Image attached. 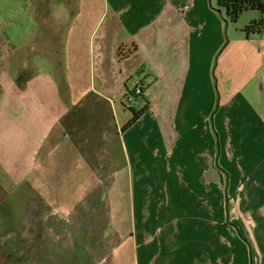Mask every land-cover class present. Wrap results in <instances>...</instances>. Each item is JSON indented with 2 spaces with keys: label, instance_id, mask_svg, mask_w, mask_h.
Returning a JSON list of instances; mask_svg holds the SVG:
<instances>
[{
  "label": "crops",
  "instance_id": "crops-1",
  "mask_svg": "<svg viewBox=\"0 0 264 264\" xmlns=\"http://www.w3.org/2000/svg\"><path fill=\"white\" fill-rule=\"evenodd\" d=\"M217 1L30 0L33 37L0 23V166L17 124L38 196L0 264H264V25L229 32Z\"/></svg>",
  "mask_w": 264,
  "mask_h": 264
},
{
  "label": "rangeland",
  "instance_id": "rangeland-1",
  "mask_svg": "<svg viewBox=\"0 0 264 264\" xmlns=\"http://www.w3.org/2000/svg\"><path fill=\"white\" fill-rule=\"evenodd\" d=\"M15 0H0V23L1 24H19L20 26H24L23 28V35L27 33V25H31L32 31L29 35L33 37L35 32L34 26H32V19L34 13V7L32 10L30 9L29 4L31 3L30 0H22V3L18 7L17 13H9V10L12 7V3ZM217 8V7H216ZM223 11V10H222ZM260 12L258 11H245L238 20L234 23L230 19H227L229 32L232 30H243L246 26L251 25L253 22L258 21ZM9 32V37L11 38V31ZM6 32V33H7ZM5 33V34H6ZM63 33L57 31L55 38L61 40V35ZM5 37V36H4ZM6 38V37H5ZM27 41V38H25ZM20 50L28 49L26 45H19ZM58 54L60 53L59 50L56 51ZM216 64V62H215ZM144 71H140L142 74ZM45 81L47 84H51V79L49 77H45ZM174 107H171L173 110ZM40 119V117H39ZM30 125L29 130H31V126H33V121L27 115L24 116V119L19 122L18 129L22 130L23 132H27L26 126L27 123ZM17 125V124H16ZM15 125L14 130L10 131L7 129L4 134V140L2 142V150L3 154L5 155V159L12 169H7L0 166V184L4 185L6 190H0V243L2 246H7L10 244L9 240L12 242H19L20 240H15L16 237L11 235L12 233H17L18 229H25V225L23 224L24 218L28 213V205L29 201H32L38 198L37 194L30 191V182L32 176L25 173V169L21 166L23 161L25 160V156L27 154L26 147H21L16 141V130L17 126ZM4 128L0 126V131ZM111 136L115 142V149L111 152H101L99 154V163L102 165V171L107 174H114L115 172H122L125 168V154L126 152L123 151L117 144L119 142V137L114 133L113 130H110ZM16 141V142H15ZM17 151L22 153L23 156H19L17 162H15V156H17ZM92 163L94 165L93 156L90 157ZM116 159V160H115ZM15 163V165H14ZM87 173L86 175H89ZM81 181H77V183ZM104 186H108L109 183L106 180L103 182ZM43 192V189H41ZM13 193V195H12ZM43 195L39 194V200H43ZM67 202V201H65ZM34 204V203H33ZM36 218H35V225L37 226L35 235H40L43 233V225L52 226L51 224H47L43 221V214L46 212V203L44 201L36 202ZM53 213H57V211H53ZM91 213H89L88 218H91ZM38 218V222L36 219ZM92 219V218H91ZM54 226V225H53ZM56 226V225H55ZM126 226H129L126 222ZM70 229V228H69ZM85 230V229H84ZM51 232V231H50ZM75 228H72V233H76ZM98 230H94L96 234ZM11 236L9 239L8 237ZM80 237V236H79ZM84 235H81L83 239ZM38 239V238H37ZM73 247V244H71ZM78 253V252H77ZM83 263H85L83 261Z\"/></svg>",
  "mask_w": 264,
  "mask_h": 264
},
{
  "label": "trees",
  "instance_id": "trees-1",
  "mask_svg": "<svg viewBox=\"0 0 264 264\" xmlns=\"http://www.w3.org/2000/svg\"><path fill=\"white\" fill-rule=\"evenodd\" d=\"M217 7L219 11H221L220 9L225 10L226 17L234 22H236L241 14L247 10L258 11L264 14V0H218ZM261 25H264V19L260 22L248 25L244 28V31L250 33L254 28L259 30V26ZM145 111L146 108L138 112L131 110L132 117L122 131L129 129L138 120V118L145 113Z\"/></svg>",
  "mask_w": 264,
  "mask_h": 264
},
{
  "label": "built area",
  "instance_id": "built-area-1",
  "mask_svg": "<svg viewBox=\"0 0 264 264\" xmlns=\"http://www.w3.org/2000/svg\"><path fill=\"white\" fill-rule=\"evenodd\" d=\"M142 87H141V85H138L136 88H135V90L133 91V93L132 94H130V96H129V98H127V101H128V103H133V102H135V98H136V96H141V94H142Z\"/></svg>",
  "mask_w": 264,
  "mask_h": 264
},
{
  "label": "bare ground",
  "instance_id": "bare-ground-1",
  "mask_svg": "<svg viewBox=\"0 0 264 264\" xmlns=\"http://www.w3.org/2000/svg\"><path fill=\"white\" fill-rule=\"evenodd\" d=\"M43 188H44V186H43ZM43 188H42V189H43Z\"/></svg>",
  "mask_w": 264,
  "mask_h": 264
}]
</instances>
